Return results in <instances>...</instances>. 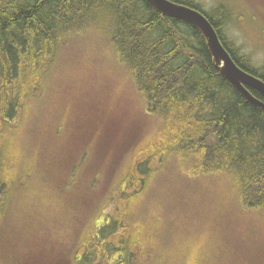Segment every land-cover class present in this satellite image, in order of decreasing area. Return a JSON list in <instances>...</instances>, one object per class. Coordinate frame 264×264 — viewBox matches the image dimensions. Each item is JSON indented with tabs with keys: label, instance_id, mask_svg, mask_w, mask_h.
I'll return each mask as SVG.
<instances>
[{
	"label": "trees",
	"instance_id": "trees-1",
	"mask_svg": "<svg viewBox=\"0 0 264 264\" xmlns=\"http://www.w3.org/2000/svg\"><path fill=\"white\" fill-rule=\"evenodd\" d=\"M170 1L200 11L235 64L264 81V66H253L222 33L232 16L227 5L220 3L207 12L192 0ZM91 36H100L111 61L125 72L139 97L140 111L163 115L167 127L149 148L124 157L125 167L120 168L123 176L115 184L120 212L114 214L110 205L100 214L102 221L97 225L98 218L90 231L82 230L83 235L71 245L68 240L43 238L31 245L26 235L19 264H64L76 243L87 252L101 243L113 245L121 255L116 264H141L135 258L141 250L136 232L157 219L149 201L145 210L142 189L147 181L143 173L149 171L146 167L151 168L152 160L161 163L164 154L165 162L180 168L188 180L226 178L232 183L237 203L250 210L264 208V111L221 78L205 39L194 27L162 16L147 0H0V206L7 183L32 180L34 171L18 137L24 114L37 103L43 88L74 84L66 82V73L70 78L71 70L64 66V55H77V40ZM248 90L264 102L259 93ZM108 98L106 93L104 99ZM96 105L97 101L90 106V116L111 115ZM125 144L124 149L131 145ZM124 149L117 153L118 159ZM26 155L35 158L30 150ZM135 188L142 203L133 209L134 192H130ZM188 198L182 197L180 204L176 195L168 203L158 196L155 207L165 209V222L169 218L180 221ZM156 227L155 222L153 229L148 228L153 230L152 240ZM124 233L127 235L120 243L112 238ZM88 253L83 255L82 264ZM15 254L11 253V258Z\"/></svg>",
	"mask_w": 264,
	"mask_h": 264
},
{
	"label": "rangeland",
	"instance_id": "rangeland-1",
	"mask_svg": "<svg viewBox=\"0 0 264 264\" xmlns=\"http://www.w3.org/2000/svg\"><path fill=\"white\" fill-rule=\"evenodd\" d=\"M192 1L207 12L220 3L227 5L232 16L222 29L223 35L253 66H264V0ZM77 47V55L65 54L63 58L64 66L71 70L70 78L66 73V82L74 84L40 90L37 103L29 107L21 120L18 137L23 153L30 150L35 155L31 158L24 154L34 172L32 180H12L4 188L0 206V264L21 263L25 244L22 239L26 235L30 236L27 239L31 245L42 238L63 243L68 240L71 245L83 235L82 230L90 231L98 218L101 220H97V225L102 221L100 214L110 205L114 214L120 212L115 184L123 176L120 168L125 167L124 157L149 148L167 127L163 115H145L140 111L138 95L123 69L105 52L100 36L83 38L82 42L80 38ZM106 93L108 101L104 99ZM95 101L97 107L111 115L90 116L88 111ZM125 142L131 144L128 149L122 147ZM155 148L159 151L157 145ZM128 165L127 162V170ZM150 167L143 173L147 183L142 198L146 211L147 201L156 210L157 231L152 240V219L148 221L149 229L134 231L133 236L136 232L141 244L135 256L138 262L264 264V208L250 210L237 203L232 183L226 178L188 180L180 168L165 162V154L161 163L152 160ZM133 192L134 209L142 200L136 188L130 194ZM173 195L180 204L182 197H189L188 206L180 221L169 218L165 222L168 215L165 209L156 208L155 202L163 197L165 203L171 202ZM137 219L135 210V222ZM126 235L112 238L120 243ZM76 244L64 264H82L83 255L88 252L83 264L120 261V252L113 245L101 243L87 252ZM11 253H16L15 258H11Z\"/></svg>",
	"mask_w": 264,
	"mask_h": 264
},
{
	"label": "water",
	"instance_id": "water-1",
	"mask_svg": "<svg viewBox=\"0 0 264 264\" xmlns=\"http://www.w3.org/2000/svg\"><path fill=\"white\" fill-rule=\"evenodd\" d=\"M162 16L190 24L205 39L214 68L222 79L230 83L249 103L264 111V102L253 96L248 88L264 97V81L238 67L220 42L217 32L198 10L170 0H147Z\"/></svg>",
	"mask_w": 264,
	"mask_h": 264
}]
</instances>
